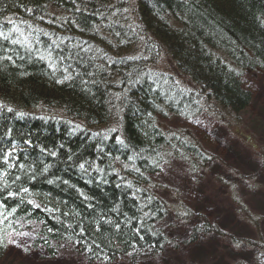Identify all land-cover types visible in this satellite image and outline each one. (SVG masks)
<instances>
[{
    "label": "trees",
    "instance_id": "trees-1",
    "mask_svg": "<svg viewBox=\"0 0 264 264\" xmlns=\"http://www.w3.org/2000/svg\"><path fill=\"white\" fill-rule=\"evenodd\" d=\"M251 71H264V0H0V264L25 231L42 260L139 264L177 247L152 178L213 158L157 119L237 122ZM185 231L186 247L224 235ZM230 240L264 264L258 240Z\"/></svg>",
    "mask_w": 264,
    "mask_h": 264
},
{
    "label": "rangeland",
    "instance_id": "rangeland-1",
    "mask_svg": "<svg viewBox=\"0 0 264 264\" xmlns=\"http://www.w3.org/2000/svg\"><path fill=\"white\" fill-rule=\"evenodd\" d=\"M242 82L252 100L237 122L228 115L219 121L210 113L193 120L157 119L164 132L184 130L198 137L213 164L193 174L175 162L163 166L152 178L168 211L166 231L169 234L171 229V241L177 247L169 248L156 262L139 264H249L241 257L243 240L238 246L230 238L258 240L264 247V71L245 73ZM180 213L186 215L184 220ZM188 222L190 226L192 222L208 224L224 235L208 233L186 247L182 240ZM30 239L29 231L11 235L5 264H84L74 256L42 260L29 249Z\"/></svg>",
    "mask_w": 264,
    "mask_h": 264
},
{
    "label": "bare ground",
    "instance_id": "bare-ground-1",
    "mask_svg": "<svg viewBox=\"0 0 264 264\" xmlns=\"http://www.w3.org/2000/svg\"><path fill=\"white\" fill-rule=\"evenodd\" d=\"M251 103V102H250ZM76 261V260H75Z\"/></svg>",
    "mask_w": 264,
    "mask_h": 264
}]
</instances>
